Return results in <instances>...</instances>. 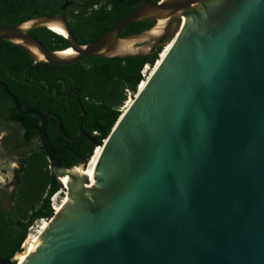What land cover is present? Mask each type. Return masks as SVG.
<instances>
[{"label":"water","instance_id":"water-1","mask_svg":"<svg viewBox=\"0 0 264 264\" xmlns=\"http://www.w3.org/2000/svg\"><path fill=\"white\" fill-rule=\"evenodd\" d=\"M144 21L155 25L121 36ZM48 24L65 29L66 49L49 51L31 36ZM172 40L103 143L83 129L80 100L71 138L57 115L21 104L0 81L16 110L38 119L61 190L60 177L72 175L67 201L22 264H264V0L144 1L88 45L59 14L0 26V42L57 66L148 55L156 66ZM51 118L68 140L103 147L87 175L76 168L93 155L64 167L47 134Z\"/></svg>","mask_w":264,"mask_h":264},{"label":"trees","instance_id":"trees-1","mask_svg":"<svg viewBox=\"0 0 264 264\" xmlns=\"http://www.w3.org/2000/svg\"><path fill=\"white\" fill-rule=\"evenodd\" d=\"M144 1L160 2L79 0L71 12L73 15L70 28L80 45H88L125 19ZM64 5L65 1L61 0H0V26H16L49 15L61 14L67 17L63 12ZM154 25V21L133 23L125 28L121 36L145 32ZM30 34L49 51H62L68 47L62 36L47 28L35 29ZM162 50L163 47L158 50L156 58H159ZM0 59L4 63L3 71L7 73L5 82L21 103L57 115L64 134L73 138L79 131L77 121L81 114L80 100L86 113L82 122L83 129L100 143L108 138L123 114L122 108L129 92L133 97L137 94L139 81L144 80V68L152 67L150 55L135 59L86 57L71 66L35 64L34 59L24 49L8 41L0 42ZM59 78L65 81L69 91L78 89L80 97L75 92L66 102H62L66 97L59 101L50 99L44 83L53 86ZM40 87L43 94L38 92ZM30 122L37 123L38 119L29 117ZM48 124V137L64 167L77 166L82 163V158L93 155L95 147L87 138L70 141L59 134L54 119H49ZM30 133L37 135L35 130ZM73 152L79 154L80 158ZM60 191L50 170L47 155L40 146L27 160L13 212L6 214L0 211V257L9 260L16 253L22 252L29 228L36 221H48L53 217L51 199Z\"/></svg>","mask_w":264,"mask_h":264},{"label":"flooded vegetation","instance_id":"flooded-vegetation-1","mask_svg":"<svg viewBox=\"0 0 264 264\" xmlns=\"http://www.w3.org/2000/svg\"><path fill=\"white\" fill-rule=\"evenodd\" d=\"M63 1L67 3L66 4L68 7L67 9L72 10L75 8V5L79 0H63ZM82 1H86V0H82ZM71 14H72L71 12L70 14H66L67 16L66 18L68 19L69 23H71V18H72ZM3 65L4 63L0 59V81L6 84L5 79L7 78V73L6 71H3L4 70ZM44 84L46 85V93H48L50 99L55 98L56 100L59 101L62 97H66L62 101V102H66L76 92L73 90L69 91L67 84L61 78L57 79L53 86H50L49 83H44ZM38 89H39L38 92L43 94L42 87ZM79 97L80 96L78 95V98ZM23 105H28V104H23ZM31 107L41 111L37 107L34 106ZM44 113H51V112H44ZM17 115L19 118L17 117ZM29 117H34V116L28 114H20L16 110L14 102L6 94L3 87L0 86V168H1L0 175H4L6 177L4 182L0 180V211L6 214H10L13 212L15 200H16V193L20 187L22 173L27 167V160L29 156L35 150H37L33 148V144L34 143L41 144L39 139V133L36 130V127L38 126V122L29 123ZM48 128H49V124H48ZM31 130H35L37 132V135L31 134L30 133ZM11 169L13 176L11 177V179H9L8 171H11Z\"/></svg>","mask_w":264,"mask_h":264},{"label":"bare ground","instance_id":"bare-ground-1","mask_svg":"<svg viewBox=\"0 0 264 264\" xmlns=\"http://www.w3.org/2000/svg\"><path fill=\"white\" fill-rule=\"evenodd\" d=\"M48 26H49L48 29L50 31H52L53 33H56V34H58V35H60V36H62L64 38L67 37V33H66L65 29L61 25H59V24L58 25L57 24H48ZM174 38H173V40H174ZM173 40L171 41V43L169 45H166L165 46L166 49L163 51V53L158 58V61H157L156 66H154V68H152L149 72L148 71L146 72L147 73L146 74V78H145V80H143V83H141V85L139 87V91H141L145 87L148 79L151 77V75L154 73V71L160 65L162 59L165 57L166 53L171 48V46H172V44L174 42ZM71 50L72 49H69L67 51H71ZM134 99L132 98V99H130L127 102V104H126V106L124 108V112L130 107V105L133 103ZM102 150H103V147H97V148H95V152L93 154L92 159L90 160V163H89L88 167L85 168L84 166L80 165V166H78L76 168V171L77 172H80V173H84L85 175H87L89 173V171L92 169V167H93V165L95 163V160L100 155V153L102 152ZM12 176L13 175H12V169H11V171H8V178L11 179ZM71 178H72V175L71 174H69L67 176H64V177H60V183H61L63 189L66 190L68 188L69 182H70ZM5 179H6V177L4 175H0V180L1 181L4 182ZM66 195H67V190H66ZM67 199L68 198H64V200H62V202L60 204H55V207L54 208H55V211L56 212L60 210V208L63 205L62 203H65L67 201ZM47 225H48V221L47 220H44V222H43V224L41 226V230L38 232V235L33 236V237L32 236L29 237V239L25 242L22 252L21 253H18L15 256V258H14V261L16 262V264H22L25 261V259L28 257V255L39 245V243L41 242V239H42L43 231L47 227Z\"/></svg>","mask_w":264,"mask_h":264},{"label":"rangeland","instance_id":"rangeland-1","mask_svg":"<svg viewBox=\"0 0 264 264\" xmlns=\"http://www.w3.org/2000/svg\"><path fill=\"white\" fill-rule=\"evenodd\" d=\"M61 1H63V0H61ZM67 3L65 2V5L63 6V9H64V11L63 12H65V15L66 14H70V12H72V10L71 9H67L68 7H67V5H66ZM59 15H61V14H59ZM71 15H73V14H71ZM63 16V15H62ZM165 47V46H164ZM166 49V47L162 50V53H163V51ZM161 53V54H162ZM160 54V55H161ZM152 68H154L153 66L151 67V66H146L145 68H144V70H143V72H142V74H143V77H145L146 78V72L148 71H150ZM145 78H144V80H145ZM129 97H130V94L128 95V99H127V101H126V103H125V105H124V107L122 108V113L124 112V108H125V106H126V104H127V102L129 101ZM134 99L135 97H133L132 95H131V99ZM40 145L41 144H39V143H34L33 144V148H35V149H38L39 147H40ZM1 169V168H0ZM66 190L65 189H62L60 192H58L55 196H53L52 197V199H51V206L53 207H55V204H60L61 202H62V200H64V198H66ZM43 222H44V220H39V221H36L34 224H33V226L31 227V228H29V230H28V236H27V239L26 240H28L29 239V237H33V236H36V235H38V232L41 230V226H42V224H43ZM26 242V241H25ZM24 242V243H25ZM23 247H24V244H23ZM22 250H23V248H22Z\"/></svg>","mask_w":264,"mask_h":264},{"label":"built area","instance_id":"built-area-1","mask_svg":"<svg viewBox=\"0 0 264 264\" xmlns=\"http://www.w3.org/2000/svg\"><path fill=\"white\" fill-rule=\"evenodd\" d=\"M145 78V77H144ZM129 94H130V97H129V100L131 99V93L129 92ZM128 94V95H129ZM66 195V194H65ZM52 209H53V211L55 212V208H54V206L52 207ZM22 248H23V246H22Z\"/></svg>","mask_w":264,"mask_h":264}]
</instances>
